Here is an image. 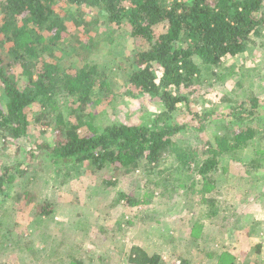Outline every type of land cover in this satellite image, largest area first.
I'll use <instances>...</instances> for the list:
<instances>
[{
    "label": "rangeland",
    "instance_id": "obj_1",
    "mask_svg": "<svg viewBox=\"0 0 264 264\" xmlns=\"http://www.w3.org/2000/svg\"><path fill=\"white\" fill-rule=\"evenodd\" d=\"M56 12L68 30L49 48L50 60L80 69L83 54L109 77L108 96L98 87L94 92L93 127L166 120L157 99L128 91L140 42L127 27L107 24L101 8L60 1ZM262 42L254 38L242 54L225 58L215 76L204 72L189 106L179 104L171 113L170 122L182 127L173 140L187 149L203 151L215 134H231L241 125L254 130L246 148L224 154L208 175L216 182L206 197L195 164L184 169L168 152L154 169L144 161L135 170L97 169L87 162L55 165L37 153L53 142L55 130L39 127L36 118L43 111L31 106L27 134L18 140L0 137V174L7 171L12 178L0 195V264H131L133 247L160 255L159 264H218L225 250L235 264H264ZM81 44L95 49L81 51ZM253 98L259 100L255 109ZM72 105V98L60 97L58 109L68 121L74 120ZM79 132L91 134L88 125ZM121 193L131 199H120ZM207 198L220 210L212 218Z\"/></svg>",
    "mask_w": 264,
    "mask_h": 264
},
{
    "label": "trees",
    "instance_id": "obj_2",
    "mask_svg": "<svg viewBox=\"0 0 264 264\" xmlns=\"http://www.w3.org/2000/svg\"><path fill=\"white\" fill-rule=\"evenodd\" d=\"M60 1L101 8L107 24L129 29L140 46L135 69L127 77L128 91L157 99L166 120L92 126L95 115L89 110L96 100L94 92L98 87L108 96L109 77L83 54L80 69L63 68L59 61L50 60L54 55L49 48L59 45L68 30L56 12ZM263 31L264 0H0V137L7 141L25 136L30 108L38 104L43 112L36 124L54 128L55 138L39 146L37 153L43 152L55 165L87 162L97 169L110 165L135 170L144 161L154 169L168 152L184 169L195 164L206 197L216 182L208 175L217 170L224 154L246 148L254 130L241 125L231 134H215L203 151L187 149L173 140L182 127L170 122L171 113L179 104L189 106L192 88L201 83L204 72L215 76L214 70L221 68L225 58L242 54L254 38L262 39L264 46ZM80 46L81 51L95 49ZM61 96L73 99V121L58 109ZM251 102L255 109L259 100ZM87 125L91 134L82 136L79 130ZM10 180L7 171L0 174V195ZM124 198L131 199L121 193L120 199ZM206 202L212 218L220 210L214 199ZM160 260V255H149L140 247H133L128 258L131 264H159ZM218 264L235 263L225 251Z\"/></svg>",
    "mask_w": 264,
    "mask_h": 264
},
{
    "label": "crops",
    "instance_id": "obj_3",
    "mask_svg": "<svg viewBox=\"0 0 264 264\" xmlns=\"http://www.w3.org/2000/svg\"><path fill=\"white\" fill-rule=\"evenodd\" d=\"M229 246H230V245H229ZM230 249H232L231 246H230ZM225 251H227V250H225ZM225 251H224V252H225ZM227 252H228V251H227ZM221 253H222V252H221ZM221 253H220V254H221ZM229 253H230V255L232 256L231 252H229ZM217 254H218V253H217ZM219 256H220V255H219ZM219 256L216 257V258L218 259V261H219ZM232 257H233V256H232Z\"/></svg>",
    "mask_w": 264,
    "mask_h": 264
}]
</instances>
